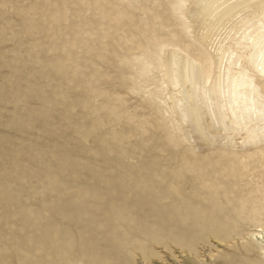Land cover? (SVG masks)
<instances>
[{"label": "rangeland", "instance_id": "obj_1", "mask_svg": "<svg viewBox=\"0 0 264 264\" xmlns=\"http://www.w3.org/2000/svg\"><path fill=\"white\" fill-rule=\"evenodd\" d=\"M169 1L0 0V264L24 254L46 264L43 243L73 228L55 224L59 205L92 213L101 230L118 224L111 205L136 219L191 207L185 221L147 215L164 239L140 234L124 264H263L223 189L211 192L222 230L207 216L204 178L188 166H209L206 178L229 187L235 169L194 160L130 68L132 47L154 52L149 39L175 29ZM141 243L155 255L147 263ZM77 256L67 264H85Z\"/></svg>", "mask_w": 264, "mask_h": 264}, {"label": "bare ground", "instance_id": "obj_2", "mask_svg": "<svg viewBox=\"0 0 264 264\" xmlns=\"http://www.w3.org/2000/svg\"><path fill=\"white\" fill-rule=\"evenodd\" d=\"M249 2L250 0H170L167 25L174 24L175 29L168 31L163 38L152 36L149 39L155 44L156 50L152 51L153 53L147 48V44L144 46L137 44V47H132L129 51L133 54V59L129 63L134 71V78L140 81L141 90L147 96V101L160 110L161 116L166 117L167 123L176 132V136L187 148L189 155L196 161L215 155L225 162V167L235 169L232 176L237 177L238 181L229 187L228 183H213L206 178L209 166H188L190 170L204 178L203 184L208 189L207 195L210 196L208 201L211 203V207L206 210L207 216L213 219L214 224L220 225L221 229L219 214L222 208L211 192L223 189V198L233 207L235 216L248 223L251 228L246 246L257 251L258 259L264 264V213H262L264 209V143L260 140V127L255 122L241 118L243 97L245 93L250 94L251 87L243 80H236L237 71L234 70L233 91L236 92L237 97L232 103L235 106L238 101L240 105L237 110L238 115L234 118L232 108H225L222 96H213L211 98L213 103L210 104L201 92L200 99L197 101L196 93L188 83V76L193 68L199 74L200 67L205 62H208L210 67L212 56L216 57L217 68L223 62L222 42L217 41L218 37L232 36L230 42L223 46V53L227 59H232L227 54L230 51H236L235 43L242 42L244 39L243 35L232 34L240 33L249 19L247 16L241 18L243 9L239 8V5ZM176 4H183L185 7L183 9L173 7ZM215 5L221 7H213ZM258 23L257 21L254 27H258ZM190 61L195 63L190 64ZM244 63L247 65V60ZM227 76L228 73L225 70L226 80ZM243 179L246 182L240 185ZM142 191L145 190L142 189ZM73 207L59 205L55 210L57 216L55 224H64L65 221L73 228H70L68 233L60 232L61 236L52 243H43L42 250L46 254L44 259L50 258L47 260L52 264H67L71 256L76 255L82 260L81 263L85 264H124L125 259L132 256V250L126 248V245L139 239L140 234L153 237V242L157 243H161L164 239L157 233L158 228L147 224V215L148 217L155 215V221L165 219L170 221L175 217L185 221L186 215L191 210L190 206H186L185 211L179 213L181 210L179 205L173 213L158 208L156 212L147 211L145 214L143 212L136 219L129 215L130 210L128 211L127 208L111 205L110 210L106 208V213L109 216L112 215L114 222L118 224L114 226L110 223L108 226L112 224L113 228L107 230L105 226L106 228L101 230L103 223L96 228L93 227L92 213ZM107 219L109 220L108 217ZM233 229L228 228L226 232H231ZM112 230L115 232L112 233ZM218 245L223 246L219 243ZM140 247L145 263L151 257L154 258V253L151 254L147 246H142L141 243ZM26 255H20L19 261H30V258H27L28 254ZM39 261L42 262V260ZM3 262L2 264L7 262L6 257ZM74 262L79 264L77 260Z\"/></svg>", "mask_w": 264, "mask_h": 264}, {"label": "snow or ice", "instance_id": "obj_3", "mask_svg": "<svg viewBox=\"0 0 264 264\" xmlns=\"http://www.w3.org/2000/svg\"><path fill=\"white\" fill-rule=\"evenodd\" d=\"M6 8L7 5L5 4ZM178 9H183L185 5L176 4L173 5ZM213 7H221L215 5ZM228 7V6H223ZM235 7V5H232ZM239 8L243 9L241 18L247 16L249 19L245 24L244 29L240 33H233L232 35H243V41H237L235 43L236 51H230L227 55L232 59L228 60L227 56L223 53V46L228 44L232 39V36L225 38L220 36L217 38L221 43V56L223 62L217 68L216 57L212 56L211 65L209 67L208 62L201 65L199 74H197L195 68L188 76V83L191 84L192 89L196 93V99L199 101L201 92L203 96L208 100L210 104L213 103L212 97L224 98L225 108H232L233 117H237L238 109L240 105L237 101L233 106L232 101L236 99L237 94L233 91L235 81L233 79L234 70L237 71L236 80H243L246 84L250 85L251 92L244 94V106L243 114L241 118L246 119L249 122H255L261 131V143H264V0H250L249 3L239 5ZM258 27H254L256 22ZM249 53H251L249 55ZM247 60V65L244 61ZM237 61H240L237 63ZM194 61H190V64H194ZM225 70H227L228 76L225 79ZM257 75L259 80L257 81ZM179 87V83H177ZM219 104V101H216ZM264 213V209H262ZM7 264V262H5ZM16 264V262H13ZM19 264H42L39 260L34 261H20ZM46 264H52V262H46Z\"/></svg>", "mask_w": 264, "mask_h": 264}]
</instances>
